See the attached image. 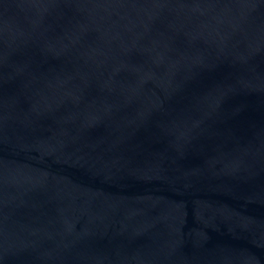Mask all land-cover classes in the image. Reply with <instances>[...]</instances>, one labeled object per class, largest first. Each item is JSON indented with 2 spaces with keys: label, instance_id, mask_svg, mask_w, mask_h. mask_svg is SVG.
<instances>
[{
  "label": "water",
  "instance_id": "water-1",
  "mask_svg": "<svg viewBox=\"0 0 264 264\" xmlns=\"http://www.w3.org/2000/svg\"><path fill=\"white\" fill-rule=\"evenodd\" d=\"M0 264H264V0H0Z\"/></svg>",
  "mask_w": 264,
  "mask_h": 264
}]
</instances>
